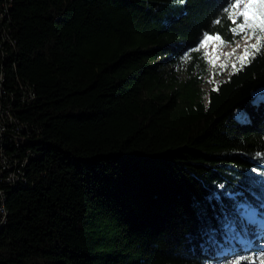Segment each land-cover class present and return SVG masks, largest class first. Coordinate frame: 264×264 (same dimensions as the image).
<instances>
[{
  "label": "trees",
  "instance_id": "1",
  "mask_svg": "<svg viewBox=\"0 0 264 264\" xmlns=\"http://www.w3.org/2000/svg\"><path fill=\"white\" fill-rule=\"evenodd\" d=\"M241 2L0 0L5 150L24 165L0 184V264L264 259L229 245L236 232L264 243L236 210L264 204V15L240 31ZM252 31L259 53L204 91V41Z\"/></svg>",
  "mask_w": 264,
  "mask_h": 264
},
{
  "label": "rangeland",
  "instance_id": "2",
  "mask_svg": "<svg viewBox=\"0 0 264 264\" xmlns=\"http://www.w3.org/2000/svg\"><path fill=\"white\" fill-rule=\"evenodd\" d=\"M260 1L261 0H243V2H241L237 6V15H241V12H246L249 14V21H251L255 18V15H253V13H261L259 6ZM256 44L257 40L253 31L249 32L243 38L229 44H225L216 38H207L202 45V48L206 54V59L208 61V75L206 77L205 84L203 85V90L208 92L211 89H215V84L217 82L222 81L229 76V73L233 70V65H235L236 68L240 66L244 61H247L249 55L253 50L251 46ZM246 49L249 53V55L247 56H245ZM242 57L243 60H241ZM241 237L242 238L239 240L236 239L234 241H229V245H231V247H234L236 245L244 246L249 240L253 241L251 237L247 235L241 234ZM249 245L251 247H257L260 252L264 251L263 242L254 245L253 243H251ZM231 252L232 248L223 249V253L229 254ZM240 264L248 263L240 262ZM253 264H261V262L253 261Z\"/></svg>",
  "mask_w": 264,
  "mask_h": 264
},
{
  "label": "snow or ice",
  "instance_id": "3",
  "mask_svg": "<svg viewBox=\"0 0 264 264\" xmlns=\"http://www.w3.org/2000/svg\"><path fill=\"white\" fill-rule=\"evenodd\" d=\"M185 0H179V3L183 4ZM251 7V6H249ZM223 12L227 13L229 12V7H225ZM244 18L243 21L237 25V27L240 29V31L244 30L245 26H248L249 28H252L254 25L253 23L249 22V14L246 12L240 13ZM253 15H256L253 13ZM260 15H264V13H260ZM232 23H236L235 20L232 21ZM264 23V21H262ZM262 32H264V27H261L260 29ZM260 41L259 38L257 39V45H259ZM257 45H252L251 47L256 50L257 53H259L260 49L257 47ZM249 55L247 49L245 50V56ZM254 58V56H253ZM243 60V57L241 58ZM241 67H243V63L241 64ZM233 69L235 70V65H233ZM253 106H260L264 105V92H258L254 94L253 100H252ZM235 119L240 124H246L249 122V117L246 112H242L240 110L236 111ZM253 172H257L256 168L252 169ZM258 183H264V181H259ZM220 187H223L221 185ZM232 195V194H230ZM236 210L239 213L240 221H241V230L246 231L249 226H256L259 231L257 232V235L260 234V232H264V204L261 205V212H258L253 206L247 203H241L236 205ZM230 230L235 232L234 226H230ZM235 239L239 240L241 239V234L239 232L235 233ZM252 241H248L244 247H247L249 244H251ZM259 257H264V251L259 253ZM241 259L248 260V264H253V261L250 257L237 255L236 258L231 262V264H240ZM261 264H264V259H262Z\"/></svg>",
  "mask_w": 264,
  "mask_h": 264
},
{
  "label": "built area",
  "instance_id": "4",
  "mask_svg": "<svg viewBox=\"0 0 264 264\" xmlns=\"http://www.w3.org/2000/svg\"><path fill=\"white\" fill-rule=\"evenodd\" d=\"M6 119L9 120L8 116L3 117L0 112V184L4 182L6 184H14L23 177L22 169L24 168V165L23 163L19 162L12 163L8 158V155L6 154L7 151L5 150V134L7 131H9V129H6L5 126H2V122ZM10 121L13 122V119H10ZM24 139H19L18 137L13 136V139H10L8 143H12L14 141L19 142ZM23 142L24 141H22V143ZM25 163H27V161H25ZM6 203L7 196L5 194V191L0 188V230L7 224L8 210L6 207Z\"/></svg>",
  "mask_w": 264,
  "mask_h": 264
}]
</instances>
